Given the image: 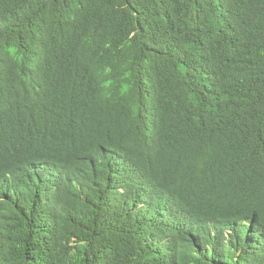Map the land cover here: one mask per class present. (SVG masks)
<instances>
[{
    "label": "trees",
    "instance_id": "obj_1",
    "mask_svg": "<svg viewBox=\"0 0 264 264\" xmlns=\"http://www.w3.org/2000/svg\"><path fill=\"white\" fill-rule=\"evenodd\" d=\"M0 264H264V0H0Z\"/></svg>",
    "mask_w": 264,
    "mask_h": 264
},
{
    "label": "bare ground",
    "instance_id": "obj_2",
    "mask_svg": "<svg viewBox=\"0 0 264 264\" xmlns=\"http://www.w3.org/2000/svg\"><path fill=\"white\" fill-rule=\"evenodd\" d=\"M83 68V67H82ZM63 91V89H61ZM87 101V100H86ZM150 118V117H149ZM96 122V121H95ZM98 122V121H97ZM97 125V124H96Z\"/></svg>",
    "mask_w": 264,
    "mask_h": 264
}]
</instances>
